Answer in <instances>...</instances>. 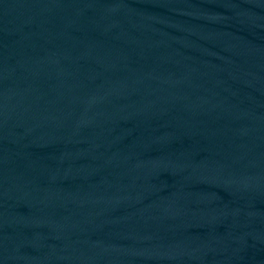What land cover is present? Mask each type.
Instances as JSON below:
<instances>
[{
  "label": "water",
  "instance_id": "water-1",
  "mask_svg": "<svg viewBox=\"0 0 264 264\" xmlns=\"http://www.w3.org/2000/svg\"><path fill=\"white\" fill-rule=\"evenodd\" d=\"M0 264H264V0H0Z\"/></svg>",
  "mask_w": 264,
  "mask_h": 264
}]
</instances>
